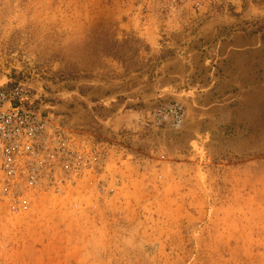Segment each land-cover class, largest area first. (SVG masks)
<instances>
[{
	"label": "rangeland",
	"instance_id": "374dc122",
	"mask_svg": "<svg viewBox=\"0 0 264 264\" xmlns=\"http://www.w3.org/2000/svg\"><path fill=\"white\" fill-rule=\"evenodd\" d=\"M5 90L53 164L0 264H264V0H0Z\"/></svg>",
	"mask_w": 264,
	"mask_h": 264
},
{
	"label": "built area",
	"instance_id": "2783aa9c",
	"mask_svg": "<svg viewBox=\"0 0 264 264\" xmlns=\"http://www.w3.org/2000/svg\"><path fill=\"white\" fill-rule=\"evenodd\" d=\"M8 95L6 90L0 91V173L38 184L42 171L53 164L52 148L46 136L48 121L36 110L24 106L23 102L29 100L27 94L22 93L20 104L14 107ZM2 101L10 107L4 109ZM171 113L176 121L182 120L181 109L171 108Z\"/></svg>",
	"mask_w": 264,
	"mask_h": 264
}]
</instances>
